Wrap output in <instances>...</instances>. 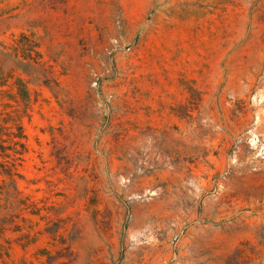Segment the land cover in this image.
Wrapping results in <instances>:
<instances>
[{
	"label": "rangeland",
	"instance_id": "1",
	"mask_svg": "<svg viewBox=\"0 0 264 264\" xmlns=\"http://www.w3.org/2000/svg\"><path fill=\"white\" fill-rule=\"evenodd\" d=\"M1 79L0 264H264V0H0Z\"/></svg>",
	"mask_w": 264,
	"mask_h": 264
},
{
	"label": "trees",
	"instance_id": "2",
	"mask_svg": "<svg viewBox=\"0 0 264 264\" xmlns=\"http://www.w3.org/2000/svg\"><path fill=\"white\" fill-rule=\"evenodd\" d=\"M6 83L0 80V175L14 184L27 152L23 120L30 118L32 98L23 81L15 83V91L3 90Z\"/></svg>",
	"mask_w": 264,
	"mask_h": 264
}]
</instances>
